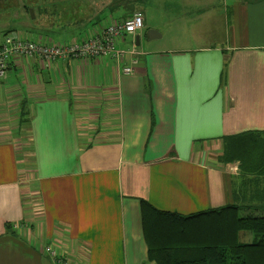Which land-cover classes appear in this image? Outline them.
Segmentation results:
<instances>
[{
    "label": "crops",
    "instance_id": "1",
    "mask_svg": "<svg viewBox=\"0 0 264 264\" xmlns=\"http://www.w3.org/2000/svg\"><path fill=\"white\" fill-rule=\"evenodd\" d=\"M149 2L156 13L159 0ZM118 6L52 26L63 41L43 18L33 39H89L107 26L98 14ZM170 8L158 12V28L132 13L143 28L116 41L122 50L130 38L119 62L10 59L0 79V264H54L46 248L67 264H153L140 201L184 216L231 203L238 164L218 162L220 139L264 131V0H170ZM144 32L151 37L141 42ZM167 34L194 41L172 47L161 43Z\"/></svg>",
    "mask_w": 264,
    "mask_h": 264
},
{
    "label": "trees",
    "instance_id": "2",
    "mask_svg": "<svg viewBox=\"0 0 264 264\" xmlns=\"http://www.w3.org/2000/svg\"><path fill=\"white\" fill-rule=\"evenodd\" d=\"M23 23L25 28L22 31L10 30L6 35L17 34L34 41L33 34L37 30L33 24L38 30L46 27L36 17L31 19V23L27 20ZM46 32L49 33L48 30ZM19 112V127L24 129L29 121L25 100ZM220 140L218 162L238 164L239 174L237 183H233L231 203L184 216L158 210L140 201L147 262L264 264V131L244 132ZM10 229V226H5L6 231Z\"/></svg>",
    "mask_w": 264,
    "mask_h": 264
},
{
    "label": "rangeland",
    "instance_id": "3",
    "mask_svg": "<svg viewBox=\"0 0 264 264\" xmlns=\"http://www.w3.org/2000/svg\"><path fill=\"white\" fill-rule=\"evenodd\" d=\"M244 5L252 6L256 4L260 0H243ZM115 2H118L119 8L116 9V12L111 14L110 12L103 11L102 13L98 14L101 25L109 24H117L120 22L117 18L121 14L123 16H127L132 14L135 11H143L146 16L153 20V22L149 21L147 18L146 20L150 22L152 27H160V21L162 18H158V12L160 16L166 14L168 15L170 8V0H159L158 5H160V9L154 13V2H149V0H1V4L3 5V11H0V41L4 38L1 37L4 32L8 29H11L19 32L25 28L23 25V20H27L31 23V15H33L37 20L43 21V18L52 22L50 25V34L53 36L54 39L58 41H63V38L55 33L52 29H58L63 25L71 26L72 24L78 23L77 20L86 17L88 14H92L97 9L96 6H106V4H110V6L114 5ZM104 4V5H102ZM166 11V12H165ZM119 12V13H117ZM12 15V20H10V16ZM16 15L19 16L16 19ZM107 17V21L106 18ZM165 20H169L164 18ZM6 24L8 27L6 28ZM33 24L34 28L38 30ZM100 25V26H101ZM73 26V25H72ZM81 29V28H80ZM77 32V29H75ZM215 38L220 37L223 35H213ZM150 34L144 32L141 37V42L148 41L150 39ZM176 37L177 39L175 40ZM30 38V37H29ZM124 44L121 46L122 50H129L130 43ZM190 44L193 40V35H163V40L161 43L174 47L176 42ZM156 45H159V42H156ZM246 236H249L247 234ZM52 250V249H51ZM44 252L51 258V262L57 264L54 259L45 251ZM56 258H59L56 256ZM61 264V263H60Z\"/></svg>",
    "mask_w": 264,
    "mask_h": 264
},
{
    "label": "built area",
    "instance_id": "4",
    "mask_svg": "<svg viewBox=\"0 0 264 264\" xmlns=\"http://www.w3.org/2000/svg\"><path fill=\"white\" fill-rule=\"evenodd\" d=\"M143 28V16L140 12L118 22L109 24L100 32L89 39L69 44H41L35 41L19 37L17 34L6 35L0 46V79L5 78L10 59L13 56L25 58H38L45 62L56 59H114L116 62L122 60L124 52L116 47V41L124 36L135 35ZM136 50V49H135ZM135 50L132 52L135 53ZM124 74H131L130 68H124ZM45 251L57 264H67L66 261L56 258L54 251L46 248Z\"/></svg>",
    "mask_w": 264,
    "mask_h": 264
},
{
    "label": "water",
    "instance_id": "5",
    "mask_svg": "<svg viewBox=\"0 0 264 264\" xmlns=\"http://www.w3.org/2000/svg\"><path fill=\"white\" fill-rule=\"evenodd\" d=\"M31 18L34 19L33 15H31Z\"/></svg>",
    "mask_w": 264,
    "mask_h": 264
}]
</instances>
